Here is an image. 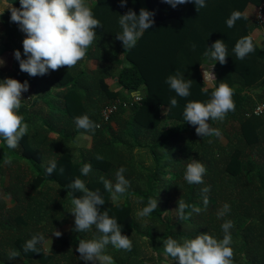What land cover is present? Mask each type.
I'll use <instances>...</instances> for the list:
<instances>
[{"label": "trees", "instance_id": "1", "mask_svg": "<svg viewBox=\"0 0 264 264\" xmlns=\"http://www.w3.org/2000/svg\"><path fill=\"white\" fill-rule=\"evenodd\" d=\"M7 1L20 7V0ZM263 1L206 0V7L198 12L194 3L173 8L163 0H127L121 7L120 0H88L101 27L95 29L94 43L75 67L32 77L21 72L14 59L11 77L28 81L34 92L22 100L24 107L19 110L29 129L18 147L8 148L0 137V264H90L76 249L80 239L98 238L100 233L94 226L88 232L73 230L71 197L66 187L77 177L90 190H99L105 201L100 211L107 210L116 218L122 234L132 241L131 251L106 246L114 264H176L164 251V239L194 238L205 232L222 239L221 225L226 220L234 225L230 229L233 264H264V114H249L257 102L264 100V50L252 34L257 22L247 16L231 28L226 23L233 11L246 16L249 3L259 5ZM141 8L154 12V24L135 48L125 50L116 39L122 31L120 15L129 9L138 14ZM10 16V10L1 14L10 38L6 50L20 38L18 48L23 53L25 36L16 23L10 22ZM246 35L253 37L255 51L240 60L233 49ZM217 39H222L227 48L225 64L204 55ZM92 61L96 62L94 68ZM201 64L208 70L214 66L215 83H227L233 92L235 110L223 121H209L220 131L219 137L198 136L196 126L183 117L187 102H207L211 97V87L208 93L202 91L206 85ZM177 72L185 80H192L186 98L177 96L166 83L167 77ZM113 81L120 90L111 88ZM135 91L144 92V98L141 104L118 109L112 120L119 128L111 123L95 132L76 127L74 118L84 114L100 123L106 104ZM173 97L177 106L162 112ZM127 110H132L129 115ZM81 135L84 141L77 140ZM137 135L148 142L144 148L153 156L154 169L143 172L138 166L134 146L142 142ZM223 136L227 143H223ZM97 154L104 159L97 160ZM8 158L11 164L5 163ZM191 159L206 168L202 184L184 180ZM51 160L57 167L48 175L46 168ZM85 163L91 165L87 176L80 171ZM121 167L126 170L129 186L113 203L100 177L114 184L115 172ZM206 186L210 188L208 193L202 192ZM74 195L82 193L75 191ZM177 195L200 211L186 209L189 218L183 221L178 219L177 209L170 216L169 206ZM149 198L157 199L158 207L146 217L148 224L144 225L135 216V209L145 207ZM225 203L230 205V212L218 219L217 212ZM65 224L71 225L70 230L50 251L40 244L37 248L41 252L24 251L33 235L43 234L46 240ZM10 250L20 256L9 260Z\"/></svg>", "mask_w": 264, "mask_h": 264}, {"label": "clouds", "instance_id": "2", "mask_svg": "<svg viewBox=\"0 0 264 264\" xmlns=\"http://www.w3.org/2000/svg\"><path fill=\"white\" fill-rule=\"evenodd\" d=\"M173 8L178 5L194 3L196 10L206 7V0H163ZM121 7L126 6L127 0H120ZM11 16L10 22L16 23L19 29L25 33L23 44V56L19 49L15 50L14 57L19 62L21 72L28 75L43 76L49 70L56 71L61 67L73 68L83 60L87 50L94 43L95 29L101 27V22L94 17L88 0H20V7L8 5ZM245 18L240 11H233L226 23L229 28L235 25L238 19ZM154 24V12L141 8L139 13L129 9L126 14L120 15L119 26L121 32L116 39L122 42L125 50L135 48L144 32L152 28ZM195 48V45H193ZM237 59L243 60L248 54L255 51L253 37L246 35L241 37L233 49ZM220 64L227 62V48L222 39H217L204 53ZM26 57V58H24ZM204 93H208L209 87L213 90L207 102L189 101L183 111L184 120L196 126V134L202 137L221 135L220 131L210 126L209 121H223L228 112L235 110L233 92L227 83H215L216 75L206 69L202 64ZM177 96L186 98L190 95L192 80H185L184 75L177 72L166 79ZM29 90L28 81L21 82L12 77L0 79V137L4 139L10 149L18 147L20 140L27 134L29 126L24 122L20 109L24 107L23 94ZM135 95V93H133ZM177 99L173 97L166 112L177 106ZM78 129L95 132L99 127L87 114L74 118ZM210 142V141H209ZM69 146V145H68ZM70 147V146H69ZM97 160H103L102 155L97 154ZM11 164V158L5 160ZM55 160H51L46 168L47 174L51 175L56 169ZM63 172V169H60ZM81 173L87 176L91 171V165L85 163ZM125 169L119 168L115 172V183L100 177L105 190L111 193V200L117 203L126 192L129 181L125 178ZM206 168L197 159H191L185 168L184 180L188 184H202ZM66 188L71 197V211L74 216V231L88 232L93 226L100 233L98 238L80 239L77 251L82 260L90 264H114L113 257L106 254V246L111 244L117 250L131 251L132 241L129 236L122 234L121 227L116 218L111 217L107 210L101 212L100 208L105 204L99 190H90L84 180L77 177ZM71 189V191H70ZM82 193L75 196L74 192ZM209 187H204L202 192L208 193ZM142 202V201H141ZM208 197H204V205L207 206ZM158 207V200L149 198L147 205L136 212L138 219L143 220ZM199 212L200 209L187 204L182 198L178 200L177 217L183 221L188 219L186 209ZM230 212V205L225 203L217 212V218L222 219ZM233 222L226 220L221 229L223 238L218 239L207 232L196 235L194 238H182L180 240L171 236L163 240L165 253L172 257L176 264H233L232 236L230 229ZM60 237V231L54 232ZM46 243L43 234L33 235L24 245L25 252H41L37 245ZM20 256L16 250H10L9 260Z\"/></svg>", "mask_w": 264, "mask_h": 264}, {"label": "rangeland", "instance_id": "3", "mask_svg": "<svg viewBox=\"0 0 264 264\" xmlns=\"http://www.w3.org/2000/svg\"><path fill=\"white\" fill-rule=\"evenodd\" d=\"M254 3L256 6L258 5L256 2H254ZM8 5H10V4L8 3L7 0H0V52L2 53V54H0V79L11 77L10 73L13 70V63H14V59H15L14 52L17 49H19L21 51V48L20 47L18 48V42L21 39L17 38V37H15V38H17V39H15L16 44L11 43L12 48H10L9 50H6L7 49L6 43L8 41H10V38L8 37L9 34L8 35L6 34V31H8V30H7L6 25L4 23V19L1 17V14L10 10L9 8H7ZM22 34H23V36H25V33H22ZM21 54H23V53H21ZM115 85H116V83L113 81L111 83V87L115 88L116 87ZM42 91L45 92L46 90L43 89ZM33 92L34 91H33L32 87L29 86V90L23 94V96H24L23 100H27L29 98V96L32 95ZM141 93H144V92H141ZM131 111L132 110H127V111H125V113L127 115H129V113ZM165 111H166V108H163L162 112H165ZM112 124L116 128H119L118 124L115 121L112 122ZM225 128L228 130L229 126H225ZM79 139L84 141V139L82 138V135L77 138V140H79ZM137 139L142 142L141 144L134 146V152L136 155V161L138 163V166L140 167L141 171H143V172L145 171V169H154L155 163H154L153 156H152L151 152L149 151V149L144 148V145L147 144L148 142L146 141V139L142 135L140 137L137 135ZM222 141H223V143H227V138L225 136H223ZM128 142L133 143V140L129 139ZM178 195H177V198L175 199L176 200L175 203H173L169 206V215L170 216L172 214H174L176 211V208H178L177 203H176L180 199V197ZM140 209H142V208H140V206L136 207L135 216H136V212L139 211ZM138 220H140V219H138ZM140 221L144 225L148 224L147 218H144L143 220H140ZM70 228H71L70 224H65L64 226L56 229L55 231H60L62 233V235L60 237H56L55 234L52 233L46 239V243L44 244L45 249L47 251H50V249L53 245L58 244L59 241H63V237L68 233ZM170 262L171 263H169V264H172V261H170Z\"/></svg>", "mask_w": 264, "mask_h": 264}, {"label": "built area", "instance_id": "4", "mask_svg": "<svg viewBox=\"0 0 264 264\" xmlns=\"http://www.w3.org/2000/svg\"><path fill=\"white\" fill-rule=\"evenodd\" d=\"M255 19L259 25L264 26V1L257 6L255 12ZM133 93H135V95H133ZM143 98L144 96L141 91H135L128 94L127 98H118L106 104L101 110V122L98 123L99 127H101L103 124L111 123L113 116L119 108L129 109L130 107H133L136 104H141ZM249 114H264V100L257 102L253 106Z\"/></svg>", "mask_w": 264, "mask_h": 264}, {"label": "crops", "instance_id": "5", "mask_svg": "<svg viewBox=\"0 0 264 264\" xmlns=\"http://www.w3.org/2000/svg\"><path fill=\"white\" fill-rule=\"evenodd\" d=\"M257 6L255 5V3H249L245 9V15L248 16L249 18H251L252 20H254L255 22H256L255 12H256ZM252 34H253L255 41L259 45V47L264 50V26H261L258 24V27L253 30ZM90 65L92 68H94V67H96V62L92 61ZM82 68H84V66L80 67V69H82ZM115 86H116L115 88H112V87L111 88L113 90H120L119 86H117V85H115ZM112 122H114V121L112 120ZM112 122H111V124H112Z\"/></svg>", "mask_w": 264, "mask_h": 264}]
</instances>
